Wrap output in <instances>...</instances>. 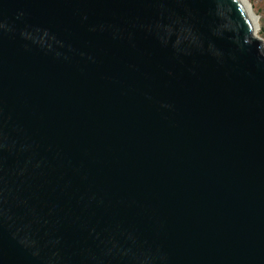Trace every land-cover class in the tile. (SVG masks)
I'll return each mask as SVG.
<instances>
[{
    "label": "water",
    "instance_id": "1",
    "mask_svg": "<svg viewBox=\"0 0 264 264\" xmlns=\"http://www.w3.org/2000/svg\"><path fill=\"white\" fill-rule=\"evenodd\" d=\"M241 0H0V264H264V48Z\"/></svg>",
    "mask_w": 264,
    "mask_h": 264
},
{
    "label": "rangeland",
    "instance_id": "2",
    "mask_svg": "<svg viewBox=\"0 0 264 264\" xmlns=\"http://www.w3.org/2000/svg\"><path fill=\"white\" fill-rule=\"evenodd\" d=\"M249 6L251 13L256 18L257 29L254 35L262 42L264 48V0H245Z\"/></svg>",
    "mask_w": 264,
    "mask_h": 264
},
{
    "label": "bare ground",
    "instance_id": "3",
    "mask_svg": "<svg viewBox=\"0 0 264 264\" xmlns=\"http://www.w3.org/2000/svg\"><path fill=\"white\" fill-rule=\"evenodd\" d=\"M241 2L243 3V5L245 6V9L247 10L249 16L251 17L253 23H254V27H255V30L257 29V25H256V18L255 16L251 13L250 9H249V6L247 4V2L245 0H241Z\"/></svg>",
    "mask_w": 264,
    "mask_h": 264
}]
</instances>
